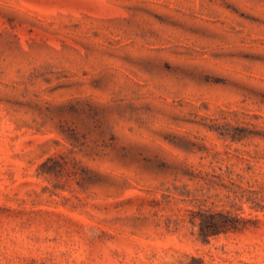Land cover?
<instances>
[{
    "label": "rangeland",
    "instance_id": "1",
    "mask_svg": "<svg viewBox=\"0 0 264 264\" xmlns=\"http://www.w3.org/2000/svg\"><path fill=\"white\" fill-rule=\"evenodd\" d=\"M0 264H264V0H0Z\"/></svg>",
    "mask_w": 264,
    "mask_h": 264
},
{
    "label": "trees",
    "instance_id": "2",
    "mask_svg": "<svg viewBox=\"0 0 264 264\" xmlns=\"http://www.w3.org/2000/svg\"><path fill=\"white\" fill-rule=\"evenodd\" d=\"M199 215V235L205 241L211 236L240 229L239 220L229 214L211 211Z\"/></svg>",
    "mask_w": 264,
    "mask_h": 264
}]
</instances>
